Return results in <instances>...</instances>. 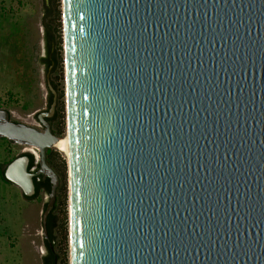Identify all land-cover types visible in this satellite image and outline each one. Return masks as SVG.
Segmentation results:
<instances>
[{
    "label": "water",
    "instance_id": "obj_1",
    "mask_svg": "<svg viewBox=\"0 0 264 264\" xmlns=\"http://www.w3.org/2000/svg\"><path fill=\"white\" fill-rule=\"evenodd\" d=\"M61 20L69 264H264V0H61ZM42 123L0 109L52 184L47 238ZM27 163L3 176L30 197Z\"/></svg>",
    "mask_w": 264,
    "mask_h": 264
},
{
    "label": "rangeland",
    "instance_id": "obj_2",
    "mask_svg": "<svg viewBox=\"0 0 264 264\" xmlns=\"http://www.w3.org/2000/svg\"><path fill=\"white\" fill-rule=\"evenodd\" d=\"M59 19H55L53 0H0V109L10 113L14 122L38 127L36 114L49 107V86L55 77L61 91L59 118L54 128L60 139L65 138V84L63 66V34L61 0ZM60 46L61 72L53 73L47 64L55 46ZM23 146L0 138V168L20 155ZM57 157L62 172L65 165L61 205L55 211L58 225L54 235L57 239L55 251H65L69 264L68 235V182L67 156L61 148L52 151ZM63 174V173H62ZM61 174V175H62ZM47 197L26 199L18 187L6 182L0 174V264H44L47 255L41 217ZM60 239H66L60 243ZM65 249L60 251L62 247Z\"/></svg>",
    "mask_w": 264,
    "mask_h": 264
},
{
    "label": "flooded vegetation",
    "instance_id": "obj_3",
    "mask_svg": "<svg viewBox=\"0 0 264 264\" xmlns=\"http://www.w3.org/2000/svg\"><path fill=\"white\" fill-rule=\"evenodd\" d=\"M50 87H51V85H50ZM51 88L54 90L53 87H51ZM55 97H56V100H55L56 102H55V106H54V111H53V113H50L49 109H50V106H51V104L53 102V98H54V95L50 91L49 107L46 109V111H41V112L36 114V119L39 123V126L34 127V128H36L38 131H43L45 128L43 123H42V120H43L44 122H46L49 125L51 133L53 135L57 136V132L54 128L59 123V118H58V115L56 114V104H57V99H58L56 91H55ZM31 127H33V126H31ZM57 137H59V136H57ZM22 146L24 149H23L22 153L20 155H18L17 157L25 155L28 158L27 171L33 175L32 179H33V184H34V194H35L36 189H38L36 198H34V199H37V198H39L40 195L44 194L48 200V194L50 192L52 184L50 182V179L48 177H46L44 175V173L41 171L38 150L31 148L29 146H24V145H22ZM53 150H55V148H51V149H48L46 151L45 162H46V165L56 174V176L58 178V186L56 187V198H55V203H56V200L58 197V191H59L60 186H61V178H60V175H59L57 168L55 166L56 164H58V160H57V157L55 155H53V153H52ZM5 167H4V169H5ZM4 169H3V171H4ZM22 196H23V194H22ZM32 196H30V197H32ZM23 197L26 199L30 198V197H25V196H23ZM55 203L46 216V228H47V226H55L56 225V222H57L56 216H55L56 209L54 208ZM44 210H45V206L43 208V212H44ZM42 217H43V213H42ZM42 217H41V225H42ZM48 238H49V236H48V231H47V238H45V239L47 240Z\"/></svg>",
    "mask_w": 264,
    "mask_h": 264
},
{
    "label": "trees",
    "instance_id": "obj_4",
    "mask_svg": "<svg viewBox=\"0 0 264 264\" xmlns=\"http://www.w3.org/2000/svg\"><path fill=\"white\" fill-rule=\"evenodd\" d=\"M53 2H54L55 19H59V16H60V11H59V7H58L59 0H53ZM59 49H60V46L57 43V45L55 46L54 52L53 53L51 52L49 59L46 60L47 64L51 68V72L56 73V74L58 72H61V69H62V57L60 55ZM59 78H60V75H57L55 77L54 82H52L53 83V88H54V90L57 93V98L58 99H59V97H61V91H59L58 88H57L58 87L57 79H59ZM58 99H57V104H56V114L58 115V118H62L63 117L62 113L59 115V111H61V108H59L60 103L58 102ZM61 120L59 121V123H62ZM55 166H56L57 171H58V173L60 175V178H61V186H60V189L58 191V197H57V200H56V203H55V206H54V208L57 210L59 205H61V202H62L60 200V192H62V194L64 195V189L62 188V179H63V176H64L65 165L62 162V166H63L62 172H61V170H59L60 169L59 168L60 165L56 164ZM0 174H1L2 178L6 182H8L3 176V169L2 168H0ZM37 190L38 189H36L35 194L32 197H30L29 199L36 198ZM55 216H57V215L55 214ZM56 221H57V217H56ZM56 227H57V229H59L58 231L60 233L65 231L64 230L65 228L63 226H61V225H58V222H56L55 226H47V231H48L49 238L47 240H45V245H46V249H47V255L44 258V264H67V259L65 257V251L61 252L62 255H60L58 252L55 251V243L57 242V239H56V237H55V235L53 233H54ZM65 240L66 239H60V243L61 242L62 243L65 242ZM64 249H65V244H64V247H62L60 251H62Z\"/></svg>",
    "mask_w": 264,
    "mask_h": 264
},
{
    "label": "bare ground",
    "instance_id": "obj_5",
    "mask_svg": "<svg viewBox=\"0 0 264 264\" xmlns=\"http://www.w3.org/2000/svg\"><path fill=\"white\" fill-rule=\"evenodd\" d=\"M54 148H61L65 155H68V137L65 136V138L58 139V141L54 144Z\"/></svg>",
    "mask_w": 264,
    "mask_h": 264
}]
</instances>
